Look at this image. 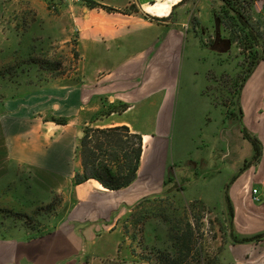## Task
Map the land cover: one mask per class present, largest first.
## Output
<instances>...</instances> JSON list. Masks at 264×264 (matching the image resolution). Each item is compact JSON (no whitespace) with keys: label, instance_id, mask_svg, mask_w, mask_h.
Here are the masks:
<instances>
[{"label":"crops","instance_id":"0c3cea01","mask_svg":"<svg viewBox=\"0 0 264 264\" xmlns=\"http://www.w3.org/2000/svg\"><path fill=\"white\" fill-rule=\"evenodd\" d=\"M29 1L46 38L73 41L76 67L0 102V157L28 169L24 201L33 187L69 193L49 231L0 236V264H107L135 205L174 192L230 224L220 264H264V235L255 237L264 231V60L260 82L243 85L226 116L209 84L223 53L188 34L186 0ZM120 125L141 135L135 179L114 190L93 178L73 184L83 128ZM248 135L261 143L258 156ZM12 170L0 162V177L21 176ZM130 257L125 264H148Z\"/></svg>","mask_w":264,"mask_h":264},{"label":"rangeland","instance_id":"374dc122","mask_svg":"<svg viewBox=\"0 0 264 264\" xmlns=\"http://www.w3.org/2000/svg\"><path fill=\"white\" fill-rule=\"evenodd\" d=\"M253 1L257 11L263 9L264 0ZM186 2L187 6L181 19L183 17L188 24L186 29L188 34L195 36L210 52L223 53L218 63H211L210 68H216L218 72L209 74L212 76L209 84L214 97L224 102L225 115L228 116L231 113L240 75L243 74L246 63H242L243 57L234 43H230L224 50L221 41L216 40L215 22L217 21L218 25L219 22L212 15V10L218 6V1L186 0ZM37 10V7L29 0H4L1 4L0 70L4 75L0 76V102L13 95H22L20 90L29 84L39 85L62 75H70L76 67L77 51L71 46L73 41L70 39L66 43H60L55 41V38H46L43 35V22L41 21L43 14L41 15ZM169 17H160L159 20L166 21ZM221 38H226V36ZM213 48L215 51L212 50ZM34 60L35 63L32 62ZM258 65L243 85L260 82V80L259 82L255 80L258 77L255 74ZM259 79H262L264 87V75L262 74ZM0 162L3 171L10 172L13 169L11 171L13 172L17 169L21 175L14 173L0 177V236L13 234L19 229H25L30 235L39 234L33 229L36 227L42 228L44 232L52 229L56 223L55 219L66 208L69 189L51 190L44 197L40 194L38 187H33L31 190L33 198L27 197L28 201H24L23 196L26 194L22 188L27 187L28 169L17 168L15 164L1 157ZM39 206L46 207V209L35 214ZM139 209L146 211L144 212L146 220L138 221L136 229L132 222L134 219L131 221L132 218L128 217L127 220L120 222L126 238L117 248L121 251L113 255V257L116 256L114 258L108 257L107 264H125L128 263L126 261L130 256L131 259L134 255L135 259L137 255L145 257L152 254L153 248L170 244L169 226H177L182 233L186 218H191L192 221L198 223V226H194L193 235L203 251L216 254L226 241L225 231L228 228L226 221L214 211V208L205 205L199 199L187 200L174 192L161 198H147ZM42 212L43 219L39 220ZM19 213H25L30 217L16 215ZM126 247L129 248L128 254Z\"/></svg>","mask_w":264,"mask_h":264},{"label":"trees","instance_id":"16d2710c","mask_svg":"<svg viewBox=\"0 0 264 264\" xmlns=\"http://www.w3.org/2000/svg\"><path fill=\"white\" fill-rule=\"evenodd\" d=\"M217 1L218 6L212 10V15L219 22L221 37L226 36L230 43L236 45L240 51L239 54L243 57L242 63H246L243 74L240 75L239 87L233 100L234 103H238L239 89L257 64L264 60V6L263 9L257 11L253 0ZM32 62L35 63V60ZM3 75L0 70V76L3 77ZM248 137L258 156L261 149L259 139L253 135H248ZM141 145V135L131 132L127 126H85L77 147L81 159V168L73 174L72 183L77 184L93 178L110 190L127 186L137 175ZM146 201L147 199L139 201L128 216L129 219L132 218L131 221L134 219L132 221L134 222V229L138 226V221L144 222L146 220V213H144L146 211L139 209ZM43 209L45 211L46 207L39 206L35 214H38V211H43ZM135 211L137 212L135 213ZM40 214L42 215H40L39 220H42L43 212ZM16 215L30 217L25 213ZM148 217L150 216L148 215ZM193 222L191 218H186L182 233L177 226H169L170 244L153 248L152 254L145 257L137 255V259H135L134 255L131 261H144L149 264H220L219 251L221 248L216 254L203 251L202 247L198 245L199 243L197 244L195 235H193L194 226H198V223ZM33 229L39 234L44 232L42 228ZM263 235L264 231L256 234L255 237L258 239Z\"/></svg>","mask_w":264,"mask_h":264},{"label":"water","instance_id":"95a60500","mask_svg":"<svg viewBox=\"0 0 264 264\" xmlns=\"http://www.w3.org/2000/svg\"><path fill=\"white\" fill-rule=\"evenodd\" d=\"M215 37H216V40L221 41L222 49L225 50L229 46L230 44L229 39L220 37L219 25L217 21L215 22Z\"/></svg>","mask_w":264,"mask_h":264},{"label":"built area","instance_id":"2783aa9c","mask_svg":"<svg viewBox=\"0 0 264 264\" xmlns=\"http://www.w3.org/2000/svg\"><path fill=\"white\" fill-rule=\"evenodd\" d=\"M71 1H75L76 2V1H79V0H71ZM251 192H252V199L255 200V201H258L259 197H258V194H257V189L256 188H252Z\"/></svg>","mask_w":264,"mask_h":264}]
</instances>
